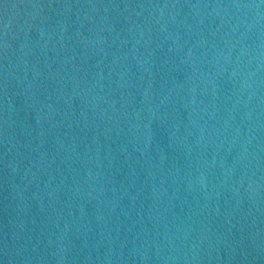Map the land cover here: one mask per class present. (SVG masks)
I'll return each mask as SVG.
<instances>
[{"label": "water", "instance_id": "water-1", "mask_svg": "<svg viewBox=\"0 0 264 264\" xmlns=\"http://www.w3.org/2000/svg\"><path fill=\"white\" fill-rule=\"evenodd\" d=\"M0 264H264V0H0Z\"/></svg>", "mask_w": 264, "mask_h": 264}]
</instances>
